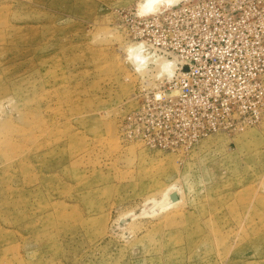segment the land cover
Here are the masks:
<instances>
[{
    "label": "rangeland",
    "instance_id": "374dc122",
    "mask_svg": "<svg viewBox=\"0 0 264 264\" xmlns=\"http://www.w3.org/2000/svg\"><path fill=\"white\" fill-rule=\"evenodd\" d=\"M143 1L0 0V264H264V112L176 151L122 133L140 94L171 78L152 61L181 60L148 39L199 60L238 24L206 14L187 25L188 11L154 34V16L209 0L145 15ZM245 19L228 68L251 109L264 106V22L255 35Z\"/></svg>",
    "mask_w": 264,
    "mask_h": 264
},
{
    "label": "built area",
    "instance_id": "2783aa9c",
    "mask_svg": "<svg viewBox=\"0 0 264 264\" xmlns=\"http://www.w3.org/2000/svg\"><path fill=\"white\" fill-rule=\"evenodd\" d=\"M188 11L191 16L187 25L193 21L195 26L199 17L206 14L209 18L218 16L222 22L238 25L230 32L227 46L222 45L219 49L206 47L204 57L199 60L195 49L182 48L180 41L174 45L157 35L148 39L159 55L181 59L169 80L140 94L138 108L126 117L122 125L124 137L153 149L176 151L193 147L219 132H243L253 127L264 112L260 100L249 109L253 100L244 91L246 85L243 88L240 78L228 68L232 62L233 69L237 70L239 66L228 46L231 34L239 35L244 18L251 32L258 30L254 24L259 27L257 22H264V0H209L203 10L199 4L190 8H172L168 13H159L150 19L146 29L151 27V32L156 34L163 23H172ZM190 35H193L192 31ZM189 46L194 44L190 42ZM261 84L255 82L254 87L262 93L264 86Z\"/></svg>",
    "mask_w": 264,
    "mask_h": 264
},
{
    "label": "bare ground",
    "instance_id": "6f19581e",
    "mask_svg": "<svg viewBox=\"0 0 264 264\" xmlns=\"http://www.w3.org/2000/svg\"><path fill=\"white\" fill-rule=\"evenodd\" d=\"M164 1L166 3V6L168 4H170L171 2H173V0H144L141 3L142 8H141L140 11L142 13L144 8L146 10V13L147 12L150 13L149 11H151V9H153L155 11V9H157V7L160 6V4L161 5H162V3L164 4ZM166 6H163V7H166ZM149 8H151V9L149 10ZM147 10H149V11H147ZM153 10L151 12H153ZM142 14L145 15L144 11H143ZM136 47H137V45H136ZM135 50L136 49H134V46H130L128 48V56L131 58L133 63H137V65L139 66V68H141V70H145L146 68H148L147 66H149V64H150L149 57H147L148 55L144 54V52H140V53L138 52V54H135ZM152 62L155 63V65L158 68V75H160V76L161 75L166 76V75H170V74L172 75L174 67H175V62L174 61L165 59L163 61L162 60L161 61H159V60L156 61L155 60V61H152ZM172 203H173V201H172Z\"/></svg>",
    "mask_w": 264,
    "mask_h": 264
}]
</instances>
